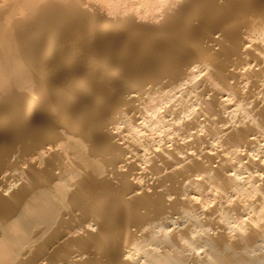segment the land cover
<instances>
[{
  "label": "bare ground",
  "instance_id": "6f19581e",
  "mask_svg": "<svg viewBox=\"0 0 264 264\" xmlns=\"http://www.w3.org/2000/svg\"><path fill=\"white\" fill-rule=\"evenodd\" d=\"M129 1L0 0V264H264V0Z\"/></svg>",
  "mask_w": 264,
  "mask_h": 264
},
{
  "label": "rangeland",
  "instance_id": "374dc122",
  "mask_svg": "<svg viewBox=\"0 0 264 264\" xmlns=\"http://www.w3.org/2000/svg\"><path fill=\"white\" fill-rule=\"evenodd\" d=\"M128 2H130L131 3V1H129L128 0ZM137 2V3H136ZM145 2V3H144ZM132 3H134L135 5H133V11H136L135 13L138 15V16H140L141 15V13H143L142 15H143V17H142V15L140 16V18L142 17L143 19H146L145 17H147V16H149V14H150V12H151V8H152V6L150 5L149 6V4L150 3H148V0H139V1H137V0H132ZM162 4V3H161ZM124 4H122L121 5V7H120V9H123V7H125V6H123ZM123 6V7H122ZM127 6V5H126ZM159 6H161V5H157L156 6V8L155 9H159L160 7ZM149 7V8H148ZM158 7V8H157ZM136 8V10H134ZM148 9V10H147ZM139 10V11H138ZM142 11V12H141ZM148 14V15H147ZM145 16V17H144ZM144 73L145 74H148L149 73V66L148 65H146L145 66V68H144ZM164 89H162L161 91L159 90H155L156 91V93H154L155 94V98L152 100V102H151V106H150V108L153 106L154 107V105H155V107L154 108H152L150 111H149V113H147V115H146V118H145V115L143 116L144 118H142L141 119V122L139 121L137 124L136 123H130V124H128V125H126V127L125 128H128L126 131H125V134L128 136V134H129V136H131V137H134L133 139L135 140V141H137V139H139V141H141V145L143 146V147H145L146 148V146H147V148L149 147V146H154V143H155V146H160L162 143L164 144V143H166L167 145H170V142H169V137L170 136H172L171 134H172V129H171V127H169V122H170V119H172V114L170 113V112H166L167 111V109H168V107H169V105H170V103L171 102H169V99H165V95H164V93H165V90L163 91ZM163 91V93H161ZM163 94V95H162ZM159 96V97H158ZM159 102H158V101ZM186 101V102H185ZM190 101H193V100H188V99H184V101H183V104H184V106H190L191 105V103H190ZM155 102V103H154ZM169 102V103H168ZM167 104H169V105H167ZM187 104V105H186ZM195 104V103H194ZM196 107L195 105H191V107ZM159 111V112H158ZM162 114V115H161ZM157 118V119H156ZM160 118V119H159ZM164 118H165V120H166V122H165V120H164ZM170 118V119H169ZM168 119V120H167ZM168 122V123H167ZM144 123V124H143ZM136 125V126H135ZM139 125V126H138ZM131 126V127H130ZM143 126V127H142ZM132 129H134V130H132ZM167 129V130H166ZM170 129V130H169ZM130 132H129V131ZM138 131V132H137ZM134 132L136 133V134H134ZM170 132V133H169ZM151 134V135H150ZM169 134V135H168ZM149 135V136H148ZM168 136V137H167ZM145 137V138H144ZM147 139V140H146ZM143 140V141H142ZM138 141V142H139ZM149 141V142H148ZM156 141V142H155ZM159 141V142H158ZM151 142V143H150ZM148 144V145H146V144ZM153 143V144H152ZM159 143V144H158ZM150 144V145H149ZM152 144V145H151ZM212 200V197L211 198H209V200H208V202H207V204H212L213 203V200ZM234 218H231L230 219V221H228V222H232L231 224L232 225H230V223H229V225L231 226V227H233V226H235V219L233 220ZM199 246V245H198ZM196 248H197V246H196ZM200 248V249H199ZM195 250H197L198 251V253H203L205 250H207L205 247H198V249H195ZM201 250H204V251H201Z\"/></svg>",
  "mask_w": 264,
  "mask_h": 264
}]
</instances>
